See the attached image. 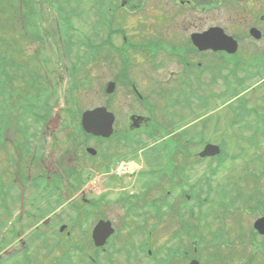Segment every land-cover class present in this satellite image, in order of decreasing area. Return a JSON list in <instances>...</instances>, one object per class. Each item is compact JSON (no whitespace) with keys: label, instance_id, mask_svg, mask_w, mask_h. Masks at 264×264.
Returning a JSON list of instances; mask_svg holds the SVG:
<instances>
[{"label":"rangeland","instance_id":"obj_1","mask_svg":"<svg viewBox=\"0 0 264 264\" xmlns=\"http://www.w3.org/2000/svg\"><path fill=\"white\" fill-rule=\"evenodd\" d=\"M98 1L99 3L95 0H0V78L4 83V86H7L8 90H11L13 87L16 95L19 97V99H15V103L12 100V111L10 113L12 126L9 124L7 125L8 130L6 132L8 135L12 132V129L30 125L38 126L39 128L45 127V132L51 134V130L46 128L45 122L35 123L32 120L33 116L51 117L52 120L50 121L51 124L49 125V128L54 129L51 137V147L56 139V146L60 148L61 151L68 148L67 153L62 156L69 157L74 153V148L77 146L79 140V137L75 139V135L78 136V134H76V123L81 112L100 105L108 106V95L106 94V97L104 96L103 88L104 86L106 87L111 76L118 75L119 83H121L123 77H119V74L122 62L113 60L115 62L111 61V65L110 61L106 62L105 58L101 55L115 54L113 46L119 47L120 40L116 34V31L118 30L117 26H119V24H124V26L127 27V30H130L133 29L131 28L133 24L151 25L156 24L155 21H161V19L149 17L151 13L155 12L154 8L158 4V0H143V2L141 0H132L133 5L130 0H126L128 1L127 7L124 8H121L120 6L123 0ZM139 1L140 5L143 7L139 5ZM232 1L233 3L229 4L231 11L228 10L225 12L224 8H222L220 13L215 14L216 11H213L212 16H210V13H198L196 15L197 21L193 23V20L188 24L202 25L218 23L217 25H220L225 30L239 34L242 37L243 44L234 59H239L241 61L246 60L249 64L254 65V63L261 60L259 57L264 54V50L261 51V47L264 46V41L261 42V44H254L252 40L244 36V33L247 32V25L250 24H230V20H233L236 16L244 20L249 19V9H243L240 0ZM248 3L255 5L256 0H249ZM165 12L167 14H174V16L168 20L180 21L179 24H186L185 20H187L188 17L185 15H187V13L183 14L177 11L175 14V9L166 10ZM262 25L264 26V24ZM83 30L86 32V37L79 38L78 35L81 34ZM82 36L85 35L82 34ZM106 38L110 39V43L101 41ZM43 39H46V43L42 42ZM84 42H88L91 48H84ZM64 52H67L68 54L65 55ZM121 52H123V50ZM132 53L139 52L133 50ZM48 54H50L51 59ZM84 54H95L99 56H97L96 61L92 63L93 60H91L90 57H86ZM158 56L155 59L152 57L150 59L155 62L156 66L157 62L161 60ZM44 58L46 62L44 61ZM213 61L216 60L213 59ZM232 61L231 58H228V63L232 64ZM103 62H105V65ZM125 66H127L130 78L138 81L141 90L147 95L148 100L151 97V101L154 100V93L151 90L152 86L155 84L152 82V78L155 77L157 80L165 81L168 77L172 76L169 75V66L167 65L164 69L159 68L156 73L152 71L149 73L148 70H154V67L146 57L141 58L140 56H131L128 60L124 61V67ZM202 76L204 78H202L203 82L201 83V86L195 85L197 96L196 102L193 101L192 104L193 110L191 111V114L188 113L185 115L186 119L184 120H191L192 114L194 113L196 116L203 114V103L210 105L212 108L215 103L220 100L218 95L222 94V96L225 97L230 94V85L235 84V82L230 80L229 77L224 79L222 77L209 78L207 74H202ZM253 81H255V79ZM249 82H252V80H249ZM49 84H52L55 87L59 86L54 91L52 89V92L50 93ZM263 84L264 82L261 86L256 88L255 92L242 96L241 99L244 102V105L250 108L255 107L257 109H264V106H258V104H262V102L264 103V96H260L261 91L264 93ZM171 85H173V82H171ZM31 86L35 87L37 90L33 91L30 88ZM260 87L261 91L258 90ZM100 88L101 93H98ZM116 88L117 87L113 88L112 92L109 94H115L113 104L118 102L117 116L120 119V122L121 120L123 121V116L126 115V112H139L146 114L145 112H142L140 107L134 105V96L129 93V91L118 90V88ZM150 93L152 96H150ZM206 95L209 97L207 101L204 100ZM256 95L258 96V99L256 98ZM46 99L49 100V107H44L42 105ZM130 102L132 103V106H130ZM219 107V105L214 106L209 110V113L218 111ZM230 111L231 109L229 108L228 110H223V112H226L229 115ZM224 115L225 114H223V116ZM168 116H172V109H165L163 114L158 115V118L161 121H163L162 118L164 117L165 127L167 125L166 118ZM227 118L228 115L224 118L220 114L208 117L207 120H211L212 124L210 123L206 128V138L213 143L221 142L224 150L231 155H235L236 153H241V155L236 160L225 162L222 167H219L217 175L213 176L212 186L220 185L224 187L223 189L218 187L217 194L214 192H203V188L198 185L199 189L196 190V194L198 199H200V204L198 200H196L194 207L192 206V208H195V220L200 214L205 212L206 208L209 212L215 214V220H212L208 216L207 219L209 220V223L207 230H204L206 226L205 221H203L204 223H198L197 221L198 233L204 230V233L207 234L211 225L221 223V221L216 219L220 216L218 213H220L221 210L213 209L211 204L206 206L205 203H203V199L207 200V202L212 200L214 205L217 204V206L220 207L221 205L218 199L221 198L222 194L223 197L227 199V197L233 194L238 188L242 189L245 195L250 193V189L252 190L251 184H244L241 181L243 177L247 180L249 176L251 177L253 175L246 172L247 169L243 159H247L246 162L249 161L253 158L252 155H255L260 149L256 148L257 145H252L245 139L241 140L236 136H231V133H236V130L242 132V135H245V133L241 130L242 127L237 128V125H229ZM23 129H25L26 132L31 133L27 128L23 127ZM131 131L135 135L133 141H131L133 146L138 144L135 140L136 135L141 138L142 141L146 139L145 134L143 135L144 128L143 130L139 129ZM111 146L109 149L101 145H99V147L96 146V148L104 150L102 151V154L108 155L109 153L116 152V150L111 149ZM166 147L169 150V154H172V143H167V146L163 145L162 149ZM261 147L262 145H260V148ZM8 148L10 147H5V149ZM43 148H45V145L42 146V149ZM78 150L82 153L80 147ZM138 150L139 148L135 146L133 153H131L130 156H134V160H136L137 165L139 164L140 168L144 163L154 164L153 159L150 158V154L148 159H145L144 161L142 157H137L136 153ZM144 152L149 153L148 150L138 153H141V156H143ZM80 153H78V155ZM7 157L8 154L5 153V159ZM178 157L179 155L177 153L176 163ZM95 161L102 163L98 158ZM174 162L175 160L172 164ZM85 163L87 162L85 161ZM248 165L252 167L254 163H249ZM203 167V162H198V165L195 164L194 172H196V183L202 184L200 178L203 173L205 174V172H202ZM164 168L166 169L167 166H164ZM256 173L258 174V171ZM89 176L91 177L89 181L85 186L81 185V187L73 186V181L69 180L68 186H66L67 189L63 188V190L65 189L66 191L64 192V196L68 194L69 197H74L76 199L75 203H78L80 201L78 193L82 187H87L86 190L89 193H92L94 175L90 174ZM262 179H264L263 176L260 180ZM155 180L157 179L150 174L147 182L153 185ZM121 181L125 184L123 189L126 190L122 191V194L125 196L140 189V183H137L138 178L127 182L124 180ZM116 183L120 185L119 181ZM151 188L149 189L147 196L152 195ZM168 188H170V186L166 183L163 186L164 191L161 195L169 197L170 194L167 196L165 193V190ZM31 189L32 187L30 190ZM261 190L264 191V183L261 184ZM40 192H42L41 189L34 188V193H30L29 195V197L34 198L32 209L35 211L36 207L40 206L41 210L37 213L35 219L26 220V218H24L22 226L23 235L27 234L28 225L34 222L35 224H38L40 219L49 214L54 208L53 207L50 210L52 203L47 206L45 205V202L43 201L45 197H39ZM172 192L174 196V190ZM241 195L242 197L244 196L242 192ZM114 196V194H111L108 197L113 198ZM245 201L246 200H244V202ZM229 203L230 201L224 203L223 208H225V213H230L233 209L236 210L241 206V204L238 203L234 205ZM164 205L165 207L168 206L166 204ZM69 214H71V210L66 209L64 213L55 217L56 219L53 215V217H51L52 219L48 221L50 226L43 228L44 232H46L44 238H47L46 242L48 241V246H43L40 241H31L28 235L25 236V245L28 246L27 256H31L32 259L30 264H55L52 263L54 258L59 256L65 258L67 257L64 256L65 253L70 255V259L64 261L62 264H91L89 259L93 258L98 259V264H118V259L122 258V254L118 253L125 243L130 245L136 242L139 245V248L142 246V235L137 234L134 239L130 238L128 235L123 237L122 234L126 228L118 226L119 220L117 223L116 220H113V225L121 232V235L118 238L119 242L115 239L119 244L111 246L105 253L100 251L99 257H97L90 249L91 245L87 243L89 242L88 236H86L87 233H83V229H87L91 220L87 219V217L80 219L72 215L68 216ZM122 222L124 221H121L120 223ZM230 222L232 221H229V223ZM7 223L8 219L6 220V228ZM60 223L68 225V227L66 225V229L70 231L69 234L66 233V229L60 233L58 232ZM171 224L172 220L165 218L164 232L162 230L156 237L150 238V245L157 250L159 254H162L163 258L167 254V249L160 250V247L164 245L167 247L169 244L175 246L177 244V240L172 237L169 238V230L174 228ZM78 231L82 236L78 234ZM55 235H61V239L58 240L59 237L57 238ZM5 237L7 236L5 235ZM213 237L214 236L211 238L213 239ZM17 239L19 240V238ZM17 239L15 238L12 244L11 241L2 244L0 243V254H2L0 256V264H20L21 261L24 260L21 258L25 253L21 252L23 250L21 247L22 244L17 242ZM205 239L206 235L204 237V240ZM224 240H226V237ZM58 241H60V243L56 245ZM198 245L202 247L205 245V241L201 244L198 243ZM13 247L17 250L12 249ZM81 247L84 248V252L80 250ZM240 250L244 252L243 249ZM242 260L243 259L241 258V261Z\"/></svg>","mask_w":264,"mask_h":264},{"label":"flooded vegetation","instance_id":"obj_2","mask_svg":"<svg viewBox=\"0 0 264 264\" xmlns=\"http://www.w3.org/2000/svg\"><path fill=\"white\" fill-rule=\"evenodd\" d=\"M128 1L123 0L120 4L121 8L127 7ZM130 1L132 2V0ZM141 1L143 2V0ZM248 1L240 0V3L243 9H249V19L244 20L236 16V18L230 20V24H250L247 25V31L250 27L255 26L264 32V26L262 25L264 24V0H256L255 5L249 4ZM232 3V0H158V4L154 8L155 12L151 13L149 17L159 18L161 21H155L156 24L151 25L131 24L133 29L130 30H127L124 24L117 26L116 34L120 40L119 49L114 50L115 54L110 55L108 58H105V55H101L105 60L109 59L111 65V61L115 62L113 60L122 62L119 74V77H123L121 83H119L118 75L111 76L108 81L114 83V88L117 87L118 90L129 91L131 94L137 92L144 94L138 81L130 78L127 66L124 67V61L131 56L146 57L154 67V70H148L149 73L151 71L156 73L159 68L164 69L167 65L169 66V75L172 76L165 81L157 80L153 77L152 82L155 84L152 86L151 91L154 93V100L151 101V97L148 100L145 94V102H138L134 99V105L142 107V111L146 114L126 112L121 122L117 116L118 102L113 104L115 94H108V109L114 114L113 135L118 137V139L114 138L110 141L114 142V146H118L120 142L125 146L123 141L128 138L131 130H143L144 128L147 136L150 137L151 134L161 133L163 126L158 115L163 114L164 101L161 98L162 93H191L195 90L197 67H204L203 69L201 68V74H203L208 71V68H211L212 62L215 63L218 60V58H215L214 60L216 61H213V55H228L224 51H213L207 47L200 50L197 44L194 43L197 39L192 37L212 28H222L226 32L223 27L217 25L218 23H214L215 25L212 23L202 25L188 23L193 20V23H195L198 13H210V16H212L213 11H216L215 14H217L222 11V8L226 12L230 10L229 4ZM140 6L143 7L142 5ZM170 9H175V14L177 11L183 14L187 13L185 15L188 17L185 20L186 24H179L180 21L168 20L174 16V14L165 12ZM217 32L219 33V30L212 32L213 35L206 34L204 41L199 43L200 46H208L212 41L215 42L214 33ZM241 39L238 38L240 44ZM122 50L123 52H121ZM133 50L139 53H132ZM84 55L90 57L94 62L96 57L99 56L95 54ZM157 56L161 60L157 62L156 66L155 62L150 59L151 57L155 59ZM103 64L105 65L104 62ZM171 82H173V85H171ZM58 86L56 87L58 88ZM51 87L53 86L51 85ZM103 89H105V86ZM98 93H101V88ZM150 96H152L151 93ZM131 104L130 102V106H132ZM191 105L190 101H178L174 104V107L178 109L175 117L176 121H184L181 118L184 117L186 119L185 115L191 114L193 110ZM258 106H264V103L262 102ZM148 111H151L149 115H147ZM194 116L195 113L192 114V119L195 120ZM192 119L185 120L187 121L185 122V124L187 123L185 128H188V132L185 131L182 135L189 138L190 141H195L197 137L196 120ZM41 120L45 121L46 128L51 130V134L48 133V136H46L45 133H42L41 137H33L29 140L30 148L17 151L16 155L9 156L6 159L5 150L0 149V218L2 220L8 216H12V219H15L14 212L16 209H20L17 219L20 228H22L24 216L26 220H30L36 215V212L30 209L34 204V198L29 197L30 193H34V188L41 189L46 196L53 197L52 190L59 188L56 182L65 181L68 174L76 173L78 178L82 176L88 179L90 174L94 173L95 175L97 173L98 179L95 181V187L93 186L94 202L92 206L96 220H110L112 223L113 220H116V223L119 220L118 226L126 228L124 232H135L136 234L150 237H156L162 230L164 232V220L166 217L172 220L171 225L174 228L171 229V232L173 235L176 234L178 236L177 244L170 250L169 259L152 262L147 260L149 264H264V191L261 190L260 181L255 184L252 197L232 196L227 199L219 198L220 207L217 204L214 205L213 202L211 203L213 209L221 210L218 213L220 216L216 218L221 223L210 226L207 231L209 242H206V245L201 247L203 250L199 252L196 240H193L197 232L195 208H192L196 201V172H194L195 161L193 160L195 151L193 149L190 148L188 152L179 149L180 153L177 163V155L174 157L175 167L167 170H165L162 163L164 161L163 152L160 151L157 154V164L153 160L154 164L145 163L142 166L137 181V183H140V189L125 196L122 194V191L126 190L123 189L125 184L122 183L121 179L126 182L130 181V179L116 170L115 163L119 158L126 155V152L123 154L122 151L116 149V160V155L108 154L104 156L105 154H102L104 150H100L96 146L106 147L108 139L89 134L87 136L83 135V139L77 142L78 145L75 146L72 155L69 157L62 156L67 153L68 148L61 151L56 146V139L53 142V146L49 147L54 130L49 128L52 118L43 117ZM162 120H164V117ZM256 121L264 129V109H257ZM182 135L178 136L177 139H181ZM89 138L90 140H88ZM157 143L158 141L151 143L150 146ZM43 145H45V148L41 149L40 147ZM93 145L95 146V153L88 154L85 150L86 147ZM79 147H83V149H81L82 153L79 152L80 154L78 155L77 150ZM179 150L174 152L177 154ZM97 158L102 163L95 161ZM114 161V164H110V162ZM262 168V176L264 177V164L259 165V170ZM32 170L34 171L33 174L31 173ZM150 174L157 179L153 182V185L147 182ZM118 178L120 179L116 180ZM39 181L42 182V185L38 184ZM117 181L120 182V185L116 183ZM166 183L174 190L175 194L173 197L161 195L164 191L163 186ZM31 187L32 189L30 190ZM150 188L152 195L147 196ZM111 194L115 196L109 198L108 196ZM81 200L89 204V200L85 197V190L81 192ZM244 200L246 201L244 202ZM228 201H230L229 204L238 203L241 206L236 210L233 209L230 213H225V208L223 207L224 203H228ZM165 202H167L168 207H165ZM25 203H28V212L24 208ZM83 209L85 208L83 207ZM166 209L168 210L167 212H165ZM208 216L215 220V214L209 212L207 218ZM121 221L124 222L120 223ZM229 221L232 222L229 223ZM208 223L209 220L207 219V225ZM20 228L7 230L9 235L19 236ZM209 234L212 235L209 236ZM212 236H214L213 239L211 238ZM225 237L226 240H224ZM240 249H243L244 252ZM146 251L148 254H153L151 248H147ZM241 258L243 259L242 261Z\"/></svg>","mask_w":264,"mask_h":264},{"label":"water","instance_id":"obj_3","mask_svg":"<svg viewBox=\"0 0 264 264\" xmlns=\"http://www.w3.org/2000/svg\"><path fill=\"white\" fill-rule=\"evenodd\" d=\"M99 111L103 112V114H106L104 112V109H97V110H89L85 111L82 114V125L85 128L86 131L92 132L94 134H100L103 136H108L111 133V116L106 115L104 119L101 120V123L95 122L96 116L98 115ZM217 147L213 145H206L204 150L200 153V155L204 154H213L217 152ZM112 232V229L110 228V225L108 222L105 223H98L95 226V229L93 231V237L100 241V244L103 243V241L106 239V237Z\"/></svg>","mask_w":264,"mask_h":264}]
</instances>
